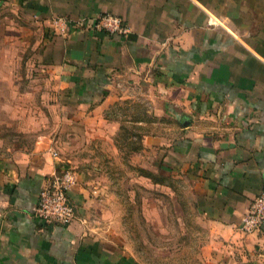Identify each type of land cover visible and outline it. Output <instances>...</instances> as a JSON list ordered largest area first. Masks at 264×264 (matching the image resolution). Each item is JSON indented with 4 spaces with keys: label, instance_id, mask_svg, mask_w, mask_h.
Listing matches in <instances>:
<instances>
[{
    "label": "crops",
    "instance_id": "1",
    "mask_svg": "<svg viewBox=\"0 0 264 264\" xmlns=\"http://www.w3.org/2000/svg\"><path fill=\"white\" fill-rule=\"evenodd\" d=\"M14 1L44 26L41 60L60 98L51 109L61 129L27 151L0 155V264H145L118 229L101 169L68 164L79 152L68 145L78 142L113 144L109 158H117L118 125L105 111L136 91L168 127L143 134L131 159L181 183L177 191L204 228L199 260L264 264V225L240 229L264 191V0ZM100 13L121 16L128 34L54 25ZM62 164L76 174L75 218L47 225L33 209Z\"/></svg>",
    "mask_w": 264,
    "mask_h": 264
},
{
    "label": "rangeland",
    "instance_id": "2",
    "mask_svg": "<svg viewBox=\"0 0 264 264\" xmlns=\"http://www.w3.org/2000/svg\"><path fill=\"white\" fill-rule=\"evenodd\" d=\"M44 35V26L29 8L14 0H0L1 156L27 151L42 136H53L61 129L57 125L58 113L51 109L60 98L53 95L57 91L55 83L41 60ZM152 107L151 100L138 91L110 103L105 115L118 125L117 158H109L113 144L78 142L68 145L79 150L68 164L75 171L82 163L101 169V182L115 203L118 229L140 261L202 264L197 251L204 240V228L193 222L185 195L177 191L181 183L170 176L153 174L131 159L143 134L165 131L168 127V120ZM86 153H96V157L88 159Z\"/></svg>",
    "mask_w": 264,
    "mask_h": 264
},
{
    "label": "built area",
    "instance_id": "3",
    "mask_svg": "<svg viewBox=\"0 0 264 264\" xmlns=\"http://www.w3.org/2000/svg\"><path fill=\"white\" fill-rule=\"evenodd\" d=\"M69 24L77 30L101 31L107 34L126 36L129 28L124 19L113 13H100L82 16L68 21L64 18L54 19V25ZM64 27V26H63ZM58 157L56 151H52ZM76 183V174L73 168L60 165L42 185L38 194L37 203L33 209V216L47 225H68L75 218V207L69 192ZM264 225V191L254 197L240 220V229L246 233L260 231Z\"/></svg>",
    "mask_w": 264,
    "mask_h": 264
},
{
    "label": "trees",
    "instance_id": "4",
    "mask_svg": "<svg viewBox=\"0 0 264 264\" xmlns=\"http://www.w3.org/2000/svg\"><path fill=\"white\" fill-rule=\"evenodd\" d=\"M140 148V146L137 148V149H135V150H138ZM134 151V150H133Z\"/></svg>",
    "mask_w": 264,
    "mask_h": 264
}]
</instances>
